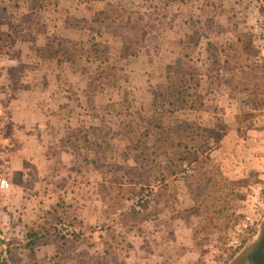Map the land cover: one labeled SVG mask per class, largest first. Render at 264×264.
Here are the masks:
<instances>
[{"label": "rangeland", "instance_id": "obj_1", "mask_svg": "<svg viewBox=\"0 0 264 264\" xmlns=\"http://www.w3.org/2000/svg\"><path fill=\"white\" fill-rule=\"evenodd\" d=\"M262 18L264 0H0V92L32 89L54 114L41 116L53 123L47 170L13 174L17 192L0 111V264L248 263L264 231V161L243 177V147L237 172L220 143L219 58L226 29L258 34ZM163 111L169 140L189 145L190 129H167L183 120L199 143L213 137L196 162L161 152L174 148L149 118Z\"/></svg>", "mask_w": 264, "mask_h": 264}, {"label": "crops", "instance_id": "obj_2", "mask_svg": "<svg viewBox=\"0 0 264 264\" xmlns=\"http://www.w3.org/2000/svg\"><path fill=\"white\" fill-rule=\"evenodd\" d=\"M255 31L252 30L255 34L252 33L249 36L247 32L226 29L223 34L225 39L220 45L222 47L219 61L222 71L219 92L221 100L224 102L221 107V116L224 117L222 120L224 126L222 127H225L222 129L224 133L220 143L223 149L228 148L226 150L228 157L229 151L235 149L236 155H238L237 163L240 165L237 172L242 169L239 154L243 147L244 155L247 156L243 164L245 169L243 177H247L248 171H252V167L248 163H256L253 159L264 161V46L259 45L260 33L257 34ZM211 56L212 54L208 53L205 58L206 63L211 59ZM200 77L204 82L208 79L207 75H200ZM202 80L200 78V82ZM30 90H28L29 92H0V98H5L4 103L0 105V111L4 114L5 121L11 129L8 135H2L0 131L1 141L8 146L4 154L5 167L8 166L10 173L9 186L16 188L17 192L21 188L13 181L12 178L15 176L13 174L18 173L16 175L22 179L29 176L30 172H26L27 170L45 171L47 170V159L53 155L47 149L48 139L53 137V128L51 129L53 123L52 121L43 123L41 117L42 115L50 116L53 120V110H48V106L40 108V103L33 94L34 90L32 92ZM255 108L259 114H253L256 117L252 119L251 124L238 123L241 118H245L246 111L250 112ZM36 126L41 128L44 133L38 135L34 130ZM49 131L50 133H48ZM247 147L250 149L246 150ZM2 155L1 157H3ZM254 171H262L260 176L264 178V168ZM2 176L4 177L3 174ZM248 260L246 264H252L250 259Z\"/></svg>", "mask_w": 264, "mask_h": 264}, {"label": "trees", "instance_id": "obj_3", "mask_svg": "<svg viewBox=\"0 0 264 264\" xmlns=\"http://www.w3.org/2000/svg\"><path fill=\"white\" fill-rule=\"evenodd\" d=\"M127 48L128 47L126 46L125 40H124V42H122V46L120 49V57L121 58H126L128 56V54L126 53ZM163 113H166V111H163L159 116H153L152 115L149 119H150V122L151 121H157L156 122V125H158L157 128L161 131L159 135L163 136L164 139H166V141H168L170 138L165 137L164 130L162 132V129H164V128H161V127H163V124L161 121V116L163 117V115H164ZM192 125L193 124H189V122H187L186 120H183V121L175 122L173 127H170L169 125L167 126L168 131L173 129V131L171 132L172 135L175 133L174 130H176L177 132H180V131L184 132V131H187L188 129L191 130L189 145H187L185 142H183L185 140L183 137L179 136L180 138H178V139L169 140V146L171 148H174V150L171 154H168V152H164L161 150V152L165 155L166 159L168 161H170L171 163H172V159H175L176 162H178L180 164L181 163H187V164L194 163L197 161L199 154L204 153V151L201 150V148L207 147L206 149H209L212 146L213 137L211 138V135L205 139L204 145L197 141L198 140L197 133L195 132V135L192 134L193 130L195 131V128ZM195 127L198 128L197 126H195ZM193 143H194V145H193ZM170 155H172V158H169ZM35 237L36 236H34V238ZM243 244H244V242L241 243L240 247ZM236 251L237 250H235L234 253Z\"/></svg>", "mask_w": 264, "mask_h": 264}, {"label": "flooded vegetation", "instance_id": "obj_4", "mask_svg": "<svg viewBox=\"0 0 264 264\" xmlns=\"http://www.w3.org/2000/svg\"><path fill=\"white\" fill-rule=\"evenodd\" d=\"M249 259L252 264H264V249L258 251L256 246L254 252L249 256Z\"/></svg>", "mask_w": 264, "mask_h": 264}, {"label": "built area", "instance_id": "obj_5", "mask_svg": "<svg viewBox=\"0 0 264 264\" xmlns=\"http://www.w3.org/2000/svg\"><path fill=\"white\" fill-rule=\"evenodd\" d=\"M260 41L259 45L261 47L264 46V18L260 21ZM2 151H0V159H1ZM6 181L0 176V185H4Z\"/></svg>", "mask_w": 264, "mask_h": 264}, {"label": "water", "instance_id": "obj_6", "mask_svg": "<svg viewBox=\"0 0 264 264\" xmlns=\"http://www.w3.org/2000/svg\"><path fill=\"white\" fill-rule=\"evenodd\" d=\"M257 249H258V251H261L264 249V231H263V234H262L260 240L257 243Z\"/></svg>", "mask_w": 264, "mask_h": 264}]
</instances>
